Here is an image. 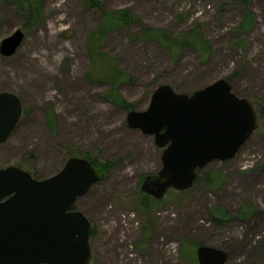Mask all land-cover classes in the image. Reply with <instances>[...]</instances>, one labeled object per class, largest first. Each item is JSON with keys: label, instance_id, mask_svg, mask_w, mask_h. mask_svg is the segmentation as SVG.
I'll list each match as a JSON object with an SVG mask.
<instances>
[{"label": "rangeland", "instance_id": "rangeland-1", "mask_svg": "<svg viewBox=\"0 0 264 264\" xmlns=\"http://www.w3.org/2000/svg\"><path fill=\"white\" fill-rule=\"evenodd\" d=\"M105 9H131L139 23L108 35L102 51L117 59L132 81L118 92L145 111L161 85L192 94L220 79L252 102L260 126L237 156L214 161L198 171L204 178L193 189L170 190L158 203L146 199L143 180L162 168V149L154 138L127 126L128 111L109 103V84L87 80L90 32L98 14L82 0H46L43 20L25 32L13 57L0 55V92L16 94L24 114L9 140L0 145V168L17 166L40 180L58 173L70 157L99 162L122 160L75 204L92 223L91 264H195L182 249L200 243L229 248L226 264H261L264 245V0H103ZM247 11L251 28L239 29ZM24 15L15 2L0 0V44L22 29ZM143 27L177 34L198 27L213 53L202 61L186 48L175 62L170 51L146 41ZM237 74L235 77H233ZM232 78V80H229ZM54 114V125L47 112ZM131 111V110H130ZM148 202L151 207L142 205ZM251 218L239 221L244 206ZM225 220L217 226L214 217ZM247 244V246H243ZM243 246V247H242Z\"/></svg>", "mask_w": 264, "mask_h": 264}, {"label": "water", "instance_id": "water-1", "mask_svg": "<svg viewBox=\"0 0 264 264\" xmlns=\"http://www.w3.org/2000/svg\"><path fill=\"white\" fill-rule=\"evenodd\" d=\"M26 34L16 30L0 44V55L13 57ZM23 116L14 93L0 92V145L5 144ZM127 126L152 136L162 149V168L147 176L141 191L156 200L170 190L191 189L198 171L214 161L233 160L260 126L252 102L237 96L220 79L192 94L161 85L149 107L127 113ZM101 180L85 157H70L47 179H36L17 166L0 168V264H91V221L76 202ZM198 264H226L227 253L201 245Z\"/></svg>", "mask_w": 264, "mask_h": 264}, {"label": "trees", "instance_id": "trees-1", "mask_svg": "<svg viewBox=\"0 0 264 264\" xmlns=\"http://www.w3.org/2000/svg\"><path fill=\"white\" fill-rule=\"evenodd\" d=\"M5 1L15 2L19 11L24 15L25 23L23 25V31L28 32L42 23L41 21L43 20L44 11L43 8L46 0ZM239 1H241L245 5H248L251 0ZM82 3L87 10L97 13L99 18L98 26H96V28H94L90 32L87 40V53L91 60V66L85 77L87 80L94 81L92 74H96L98 77L97 81L110 85V89L104 95L105 100L127 111H130L133 109V106L119 94L118 88L122 83L126 81H132L131 75L120 69L117 64V59L115 57L109 56L106 52H103L102 47L110 33L118 31L127 26L136 25L139 23V21L136 15L131 11V9H105L103 0H82ZM254 21V14L251 11H247L245 19L243 20L239 29L241 31L248 30L252 27ZM141 29L144 32V38L146 41L156 42L164 48L168 49L175 62L180 59L183 51L186 48H191L197 51L202 61H206L213 53L211 42L204 36L202 30L198 27L183 30L175 35L163 28H147L141 26ZM236 75L237 74H235L233 77H235ZM229 80H232V78H230ZM47 115L49 120L51 121V124L54 125V114L51 111H48ZM85 158L88 159L96 167L100 174L101 180H103L105 175L113 170L117 166V164H120L122 162V160H119L117 162H99L98 160L92 159L87 155L85 156ZM32 175L36 179H38L36 173H33ZM205 177L209 178L208 175H205ZM205 177L200 178L197 174L196 181L194 182V185L191 189L197 186ZM143 195L146 199L152 198V203H158V200L154 199L153 197L148 196L144 193ZM151 205L146 202L142 206L149 209ZM72 210L77 209L74 206ZM253 213L254 209L245 205L242 208L240 215L238 216V220L246 222L251 218ZM226 219L215 216L213 221L217 226H223ZM95 234V228H92L91 237ZM201 245L203 244L195 243L190 247L186 245L181 252L182 259L186 262H194L195 264H198L196 252L198 247ZM243 246H247V244H244ZM222 250L227 253L229 258V256L231 255V250H229V248H225ZM258 256L259 258L257 259V261L259 260L261 264H264V245L262 247V250L259 251Z\"/></svg>", "mask_w": 264, "mask_h": 264}]
</instances>
